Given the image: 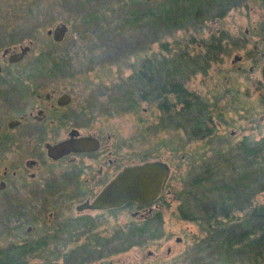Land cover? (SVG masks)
Masks as SVG:
<instances>
[{
    "label": "rangeland",
    "instance_id": "obj_1",
    "mask_svg": "<svg viewBox=\"0 0 264 264\" xmlns=\"http://www.w3.org/2000/svg\"><path fill=\"white\" fill-rule=\"evenodd\" d=\"M166 1L41 0L28 14L32 0H0V264H249L264 248L254 235L256 220L244 227L252 231L247 242L232 251L201 240L200 209L219 207L222 194L231 197L230 210L241 205L235 197L242 187L251 205H264V190L248 185L264 180V143L251 154L237 146L264 142V84L248 79L260 78V65L232 64L233 54L245 49L232 47L222 63L198 57L210 32L220 29L233 38L248 29L252 55L264 43L253 26L264 19L254 0L221 19L223 0H201L195 18L176 24L147 16ZM60 24L66 31L56 41L47 31ZM23 48L21 59L9 61ZM174 78L204 101V124L192 115L161 118L159 81ZM66 92L71 101L59 109L63 128L47 120L40 129L34 119L28 127V108L35 114L47 93ZM72 127L97 137L100 148L92 156L51 161L36 140L62 139ZM148 161L170 168L150 215L135 206L77 209L121 167ZM225 184L228 193H221ZM185 187L189 220L180 218Z\"/></svg>",
    "mask_w": 264,
    "mask_h": 264
},
{
    "label": "trees",
    "instance_id": "obj_2",
    "mask_svg": "<svg viewBox=\"0 0 264 264\" xmlns=\"http://www.w3.org/2000/svg\"><path fill=\"white\" fill-rule=\"evenodd\" d=\"M40 1L41 0H32V3L28 5V14L33 10V7L38 6V2ZM200 1L201 0H168L155 13L149 12L147 16L165 25L181 22L197 16L199 13L197 4ZM164 49L167 50L165 47ZM200 56L205 59V54L199 55L198 57ZM178 67H180V64H178ZM147 81L152 82L153 80L149 77ZM157 92L155 100L157 101L158 108L163 113L161 117L163 120H169L175 115H192V118L199 123V125L205 123V118H203V116L206 114V105L204 101L198 94L189 91L182 80L177 78L171 80L161 79ZM177 107L179 108L177 109ZM262 143L264 142H240L237 146L240 151H247L251 154L257 151H263L260 148V144ZM262 176H264V174ZM240 181L244 186L243 180L241 179ZM194 184L197 185L196 183ZM228 185L229 184L223 185L225 190H221V193H228L226 192L228 191L226 190ZM248 185L256 190L255 193L264 190V180L262 179L260 181H250ZM243 189H245V187H242L241 193L235 197V200L238 198V202H240L241 205H238L233 210H230L227 205L231 203V197L223 196V194L221 195L222 198L219 207L215 204L212 205L211 208H208L209 204H206L200 209L202 215L201 223H203L204 231V238L201 240L205 242L207 246L219 244L223 251L234 250L243 242H247V239L251 236L252 231L250 232V228L248 230H245V228L247 224L251 226L253 220H256L254 235L257 236L258 243L264 241V220H262V218H264V205H251V200L244 198L246 194ZM187 194V187L179 192L180 200L184 198V201L180 203V218L184 220L191 219L187 214V210L185 212L187 207L185 197ZM238 196L241 199H239ZM203 216H205V218H203ZM218 217L220 218L218 219ZM203 220H205V222ZM240 227L245 228L242 229ZM18 264L28 263L23 261ZM249 264H264V248H258L255 251L253 257L250 258Z\"/></svg>",
    "mask_w": 264,
    "mask_h": 264
},
{
    "label": "water",
    "instance_id": "obj_3",
    "mask_svg": "<svg viewBox=\"0 0 264 264\" xmlns=\"http://www.w3.org/2000/svg\"><path fill=\"white\" fill-rule=\"evenodd\" d=\"M65 31V24H60L53 31L48 30L47 34L53 32L54 40L59 41ZM27 50L23 48L21 52L14 53L9 61L21 59ZM261 74L264 80V62ZM76 135L78 132L72 131L68 138L55 144H46L47 156L59 159L69 153L93 151L99 147L97 139ZM169 176L170 168L162 161H148L123 167L91 201L82 202L77 209L106 210L128 203L148 205L160 197ZM4 187L5 183L1 181L0 189Z\"/></svg>",
    "mask_w": 264,
    "mask_h": 264
},
{
    "label": "flooded vegetation",
    "instance_id": "obj_4",
    "mask_svg": "<svg viewBox=\"0 0 264 264\" xmlns=\"http://www.w3.org/2000/svg\"><path fill=\"white\" fill-rule=\"evenodd\" d=\"M214 1V0H213ZM250 0H223V3H219V5L217 6L218 10V18H223L225 16V14L228 12L229 8H235V7H245V8H250V5H248V2ZM255 5H258V7H256L255 9L258 10L259 14L261 15V19H264V0H254ZM251 8H253L251 6ZM253 10V9H252ZM252 12V11H251ZM220 19L218 21H220ZM253 30L254 33H257L258 37H257V41H264V22L260 21L257 23V25L253 26ZM249 33L248 29L244 30V35L243 36H237L236 38H233L232 35L230 33H228L225 29H220L217 30V32H210L211 36L209 38V40L207 41V43H205V59L207 61H209V59L213 60L215 63H222L225 60V56L230 54V50L232 47H236L245 49V52L243 54H233V59H232V64H234L235 62H244V61H248V66H250V70H252L253 66H259V75L260 78L258 79H254L252 76H248L249 81H252L254 83H257L260 85L264 84V80L262 78V74H261V67L262 64L264 62V43H260L263 44V46L259 47L255 46L253 49V54L252 55H248L247 52V45L249 44L248 42V38L247 35ZM232 44V45H231ZM259 44V43H257ZM231 45V46H230ZM238 70L240 67H237ZM55 95L53 93H47L45 95V99L47 101V103L45 104V107H41V108H37L35 111V114L33 112V108H28V127L31 124V119H34L35 121V126L38 127L40 126V129H45L46 128V122L48 120V124L52 125V126H57L58 128H63V122L66 120L65 114L63 111L59 110V109H64L69 102L71 101V96L69 93H61L60 95H57L56 97H54ZM261 98L263 97L262 95L260 96ZM49 103V104H48ZM207 107V106H206ZM179 107H177L178 109ZM20 123V122H19ZM18 123V124H19ZM56 128H52V130L57 129ZM72 131H76L79 132L78 129L76 127H72L69 129L68 134L66 137L62 138V139H57L54 141H38L37 142H44V147L46 148V144H55L57 142H60L66 138H68L69 133ZM76 136H82V137H93L95 139H97L98 143H99V147L96 150L93 151H86V152H81V153H69L59 159H52L50 157H48L51 161L54 162H59L65 158H69L71 156H92L94 155L95 152H97V150L100 148V140L95 137V136H86V135H80L78 133V135ZM28 142H31V140H28ZM46 150V149H45ZM47 154V153H46ZM38 160H29L28 161V165L30 166H36L38 165ZM111 165V161L109 163ZM123 167H121L115 174L114 176L122 169ZM32 177H34V174H31ZM113 176V177H114ZM170 178V176H169ZM168 178V180H169ZM111 180V179H110ZM109 180V181H110ZM167 180V181H168ZM108 181V182H109ZM106 182L99 190L98 192L95 193V195L91 198H86L85 201H91L102 189L103 187L108 183ZM166 187V185H165ZM165 191V188H164ZM163 191V192H164ZM163 192L160 195V197L158 199H156L154 202L148 204V205H139L136 203H128L126 205H123L121 207L118 208H110V209H106V210H99V211H109V210H114V209H119V208H124V207H129V206H135L136 208H147V212L149 213L148 215H150L152 212V206H157L158 202L162 200L163 198ZM84 201V202H85ZM151 212V213H150ZM152 216V217H151ZM150 217L151 218H156V214H152ZM148 219V218H147Z\"/></svg>",
    "mask_w": 264,
    "mask_h": 264
}]
</instances>
